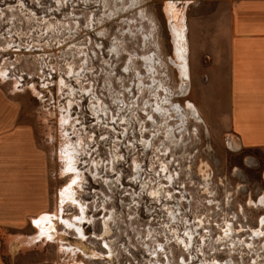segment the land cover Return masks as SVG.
<instances>
[{
    "label": "rangeland",
    "instance_id": "1",
    "mask_svg": "<svg viewBox=\"0 0 264 264\" xmlns=\"http://www.w3.org/2000/svg\"><path fill=\"white\" fill-rule=\"evenodd\" d=\"M216 1L0 0V90L30 125L35 160L0 173L13 179L0 207L16 205L0 264H264V149L237 145L207 88L211 32L228 26L207 17ZM170 7L184 15L183 76ZM196 14L206 28L193 40ZM39 215L62 242L29 241Z\"/></svg>",
    "mask_w": 264,
    "mask_h": 264
},
{
    "label": "crops",
    "instance_id": "2",
    "mask_svg": "<svg viewBox=\"0 0 264 264\" xmlns=\"http://www.w3.org/2000/svg\"><path fill=\"white\" fill-rule=\"evenodd\" d=\"M200 4L207 6L209 3L201 1ZM210 4L215 9L207 17L222 15L228 26L223 31L222 23V31H219L216 21L211 32L212 50L205 70L207 88L219 103L226 105L230 133L237 145L246 149H264V0H217ZM204 15L196 14L189 20L188 32H199V37L193 40L204 38ZM176 23L184 28L183 14L178 15ZM224 40L227 41V56L223 61L218 52ZM224 62L226 73L219 70ZM224 86L226 95L223 99L221 91L215 92L214 89ZM17 116L0 90V173L4 174L6 169V173L10 172L12 176L14 172L23 174L35 165L31 158L30 125L18 123ZM9 178L0 175V183L13 182ZM1 199H5V204L0 207V216L4 217L0 224L8 226L14 222L16 205L13 200L9 203V195ZM23 209L31 212L29 205ZM23 212H20L21 216Z\"/></svg>",
    "mask_w": 264,
    "mask_h": 264
},
{
    "label": "bare ground",
    "instance_id": "3",
    "mask_svg": "<svg viewBox=\"0 0 264 264\" xmlns=\"http://www.w3.org/2000/svg\"><path fill=\"white\" fill-rule=\"evenodd\" d=\"M171 9L168 11L170 12V14L172 16H175V17H178L179 13L177 10H175L174 7H170ZM168 12V13H169ZM175 19V18H174ZM179 26H175L174 27V40H176V51H177V54H176V57L177 59L179 60L178 62V67L180 69V73L181 75H186V66H185V52L182 50V47H184V43L180 44L178 43L179 40H182V42H184V28H183V25L182 24H177ZM184 50L186 48H183ZM0 75H4V71H0ZM65 158L67 159V161H72V157L70 156V151H69V155H66ZM72 162H68L66 164V170H72L75 168L72 164ZM71 187H66L64 188L62 191H61V198L62 199H70V200H73V196H74V193L72 191V189H70ZM61 210L59 209L58 212H60ZM53 217V216H52ZM50 217H45V216H42V215H39L37 217H34L32 219L34 225L36 226L37 228V233L35 234V236H33L32 238L29 239V241H36L42 237L46 238V239H56L58 240L59 242H62V234L56 229L55 227V222L54 220H51L49 219ZM57 219H59L58 217H56ZM82 217H74L73 220L74 221H80ZM59 220H62V219H59ZM64 224L69 227V228H72L74 227L75 230H76V233H77V236L76 237H79V238H83L84 235L83 233L81 232L80 228L77 226H75L72 222L70 221H67V220H63ZM24 243V242H23ZM104 245H107L105 241H103ZM85 254V253H84ZM86 255V254H85ZM88 256V255H86Z\"/></svg>",
    "mask_w": 264,
    "mask_h": 264
}]
</instances>
